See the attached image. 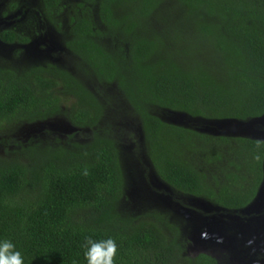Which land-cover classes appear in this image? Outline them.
Here are the masks:
<instances>
[{"label":"trees","instance_id":"1","mask_svg":"<svg viewBox=\"0 0 264 264\" xmlns=\"http://www.w3.org/2000/svg\"><path fill=\"white\" fill-rule=\"evenodd\" d=\"M13 1L15 11L23 0ZM25 1L34 3L26 10L30 29L51 24L81 72L0 60V132L53 118L71 100L67 120L90 136L0 153V237L16 245L24 264H86V237L115 239L114 264H216L206 254L184 255V224L172 211H123L126 174L142 156L173 202L193 198L231 211L252 200L262 142L210 136L162 116L247 121L264 114V0ZM27 40L0 30L6 46ZM125 114L140 129L136 153L122 150L120 138L128 140L116 127ZM0 144H9L1 133Z\"/></svg>","mask_w":264,"mask_h":264},{"label":"rangeland","instance_id":"2","mask_svg":"<svg viewBox=\"0 0 264 264\" xmlns=\"http://www.w3.org/2000/svg\"><path fill=\"white\" fill-rule=\"evenodd\" d=\"M13 3V0H0V30L13 28L18 34H22L28 40L24 46H6L0 42V60H7L17 69L24 65L50 62L65 66L66 69L72 71L73 67H76L81 72L79 62L71 58L69 53L63 52L62 45L60 44V35L51 24H47L43 20L36 25L35 29H30L32 25L26 22L29 18L26 10H32L34 3L31 5L29 2L23 0L20 3V7L15 11L9 8ZM30 5L32 9L27 8ZM60 11H62L60 16L63 23L65 22L67 11L62 9ZM107 91L108 95H115L114 90L109 88ZM114 101L117 103V100ZM70 104L71 100L67 101L66 105L61 107L60 114L53 118L33 124H19L17 127L14 126V128L11 127L0 132L9 141V144H0V153H3V150H18L20 146L31 142L35 143L41 139L43 141L56 139L60 143H63L68 140L67 137L72 136L78 142H86L90 133L87 130L78 132L66 118ZM162 117L168 122L191 126L196 130L206 126L201 120H188L175 113L168 112ZM123 119L124 122L120 123V125L119 123L116 124L119 125L116 128L121 132L119 136H123L129 142L126 143L125 139L120 138L124 143L122 150L127 154H131V152L136 153V145L140 146V143H142L140 129L132 118H128L126 114ZM138 158L140 159V163L137 162L132 169L127 170L126 176L128 177L129 187L125 200L121 203L122 210L136 217L149 210V205L161 206L172 211L173 215L179 217L184 224L183 231L188 242L185 246L184 255L186 257H194L200 254L197 251L202 249L203 244H192L188 241L187 237L191 233V229L197 222V219L201 217L209 218L208 220L211 217L216 219L214 215L217 214L214 211L204 212L205 208L199 206L202 205L201 201L193 198L186 199V205L173 202L171 198L172 194L168 188L157 180L151 170L148 171L150 169L149 164L143 160L142 156H138ZM225 248L222 249V247L214 244L212 247L207 248L206 252L215 259L222 253L226 256L229 255L231 264H253L252 260L241 256L235 249Z\"/></svg>","mask_w":264,"mask_h":264},{"label":"water","instance_id":"3","mask_svg":"<svg viewBox=\"0 0 264 264\" xmlns=\"http://www.w3.org/2000/svg\"><path fill=\"white\" fill-rule=\"evenodd\" d=\"M176 114V113H175ZM180 117H184L190 120L188 117L176 114ZM197 121V120H195ZM173 123V122H170ZM206 125L204 128H200L197 131L210 135V136H226V137H241L248 138L252 140L261 141L264 144V114L260 117L253 118L247 121H239L235 119H223V120H213V121H203ZM177 124V123H173ZM211 126V127H210ZM201 201V208H205L204 212L218 211V208L213 207L209 202L196 199ZM264 202V160L262 163V180L256 191V194L248 206L243 208L240 213H247V215L257 212L260 208L261 203ZM208 210V211H206ZM214 217L209 218H199L197 222L192 227L191 233L188 235V241L192 244H203L202 249L197 252L202 254H207L206 249L212 247L214 244L222 249L228 247L230 249H235L241 256L243 251L238 249V242H243V234L245 238L248 237L250 232L253 235L255 245L260 248H264V221L260 218L255 220V223L239 221V218L233 216L232 214H220L214 215ZM250 227V228H249ZM239 228V229H238ZM260 230H259V229ZM235 230V234H228V230ZM239 237V238H238ZM219 242V243H218ZM234 250V251H235ZM229 252V251H228ZM211 258L215 259L211 255L207 254ZM240 259V258H239Z\"/></svg>","mask_w":264,"mask_h":264},{"label":"clouds","instance_id":"4","mask_svg":"<svg viewBox=\"0 0 264 264\" xmlns=\"http://www.w3.org/2000/svg\"><path fill=\"white\" fill-rule=\"evenodd\" d=\"M82 175L87 176L84 168ZM82 248L86 264H114L117 256V242L112 237L93 240L86 237ZM0 264H24V257L16 245L8 238L0 237Z\"/></svg>","mask_w":264,"mask_h":264},{"label":"flooded vegetation","instance_id":"5","mask_svg":"<svg viewBox=\"0 0 264 264\" xmlns=\"http://www.w3.org/2000/svg\"><path fill=\"white\" fill-rule=\"evenodd\" d=\"M24 44H26V43H24ZM24 44H20V46H24ZM263 160H264V155H263V158H262V163H263ZM261 170H262V164H261ZM261 180H262V178H261ZM255 194H256V192H255ZM254 196H253V198H254ZM249 203L246 206H248ZM213 207L218 208V211H216L217 215H220L222 213L223 214H229L230 213L233 216L239 218V221L244 222L245 224L247 222H252L254 224L255 220H257L258 218H260V219H262L264 221V202L261 203L260 208L258 209L257 212H253V213H251L249 215H247V213H240L241 210L243 208H245V207L239 208V209H235V210H231V211L227 210V209H225L223 207H217V206H213ZM238 229H235V230H232V231L229 229L228 233L233 235V234L236 233V231H238ZM242 238H243V242H241V243L238 242L237 246H238V249L240 251H243V255H245V257L247 259L252 260L253 264H264V248H260L258 245H255V241H254L252 233L250 232V234L246 238H245V235L243 234ZM200 254H202V253H200ZM214 260H215L216 264H231V260H230L229 255L226 256L223 253L219 254L218 257L216 259H214Z\"/></svg>","mask_w":264,"mask_h":264}]
</instances>
